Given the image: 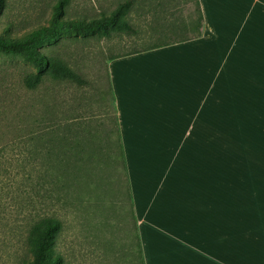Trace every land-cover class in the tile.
<instances>
[{
    "label": "crops",
    "instance_id": "crops-1",
    "mask_svg": "<svg viewBox=\"0 0 264 264\" xmlns=\"http://www.w3.org/2000/svg\"><path fill=\"white\" fill-rule=\"evenodd\" d=\"M199 1V37L107 63L142 252L264 264V0Z\"/></svg>",
    "mask_w": 264,
    "mask_h": 264
},
{
    "label": "rangeland",
    "instance_id": "rangeland-1",
    "mask_svg": "<svg viewBox=\"0 0 264 264\" xmlns=\"http://www.w3.org/2000/svg\"><path fill=\"white\" fill-rule=\"evenodd\" d=\"M53 2L5 0L0 28L10 23L24 35L33 25L46 23ZM120 4L124 14L119 24L126 21L133 30L118 32V25L108 32L64 29L27 43L41 55L65 62L82 83L46 81L35 90L27 89L23 77L36 72L37 65L17 52H0V264H26L33 257L26 241L29 225L52 210L64 220L56 245L63 264H133L128 253L136 240L128 194L122 169L112 155L116 145L110 146L115 115L107 63L112 55L187 33L170 34L167 26L173 21L180 24L194 5L192 0H69L61 17L108 15ZM52 87L54 94L47 92ZM114 102L115 98L117 117ZM74 118L84 127L83 146L91 157L76 170L83 176L74 187L72 206L45 207L39 201L35 175L47 164L38 156L46 147L37 132L50 121L62 125ZM234 133L254 139L261 131L257 125H240ZM111 140L116 142L115 132Z\"/></svg>",
    "mask_w": 264,
    "mask_h": 264
},
{
    "label": "trees",
    "instance_id": "trees-1",
    "mask_svg": "<svg viewBox=\"0 0 264 264\" xmlns=\"http://www.w3.org/2000/svg\"><path fill=\"white\" fill-rule=\"evenodd\" d=\"M192 1L194 7L188 11L187 17L185 19L181 17L180 24H176L173 21L167 26L170 34H179L189 30L187 33L175 39L159 40L140 49H132L118 55H112L109 59L123 54L139 52L199 37L202 34L203 14L200 1ZM68 2L69 0H54L51 3L50 15L46 19V23L40 22L39 24L33 25L30 27L29 32L24 35L13 30L10 23L8 25H2L0 28V52H17L26 56L37 65L38 69L36 72H29L23 77V84L27 89L35 90L36 87L46 81H49L51 85H55L61 81L83 82L78 73L62 60L48 55L45 57L38 53L34 47L27 45L30 39L53 37L58 31L64 29H72L74 31H99L103 29L108 32L110 26L115 27L117 25L119 26L118 32H124L125 28L131 29V26L126 21L119 24V20L124 14L122 11L124 9V3L114 8L108 15L93 17L78 15L64 19L61 15L64 13V6ZM4 5L5 0H0V14L4 9ZM108 88L111 107L115 115L113 129H111V133L109 132L110 146L116 145L117 153L112 152V155L116 159L117 165L121 167L122 175L125 179V189L129 200L127 210L136 240L132 246L133 249H129L128 257L133 264H145L129 189L128 172L121 134L113 105L114 96L111 94V85ZM47 92L54 94L56 90L52 87V91ZM78 123L75 118L62 125L57 124L56 121H50L37 132L46 147V151L43 154L40 152L38 156L43 160V163L46 162L47 164H44L43 169L35 175L39 201L43 205H46L45 207L49 204L57 205L59 209L72 206L74 187L80 182L83 176V173L76 170L79 164L84 163L91 157L83 146V141L85 140L84 127L83 125H78ZM114 132L116 133V142H112L111 140V135ZM31 134L34 135L32 130ZM86 180L89 179L86 178ZM89 186H91L90 183ZM57 214L52 210L51 213L47 212L39 215L37 219L30 223L26 241L33 257L26 261V264H63V255L57 251L56 245L63 232L64 220Z\"/></svg>",
    "mask_w": 264,
    "mask_h": 264
}]
</instances>
